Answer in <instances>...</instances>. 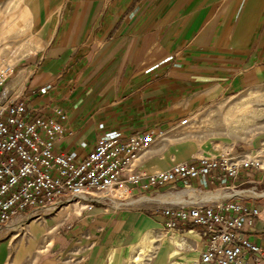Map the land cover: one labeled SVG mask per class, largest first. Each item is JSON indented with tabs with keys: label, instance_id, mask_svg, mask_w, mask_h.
Masks as SVG:
<instances>
[{
	"label": "crops",
	"instance_id": "obj_1",
	"mask_svg": "<svg viewBox=\"0 0 264 264\" xmlns=\"http://www.w3.org/2000/svg\"><path fill=\"white\" fill-rule=\"evenodd\" d=\"M20 4L36 41L7 88L25 98L29 112L64 113L56 153L82 159L99 137L159 130L163 136L138 153L131 170L153 173L225 154L258 156L261 166L240 169L228 189L206 178L148 191L124 184L119 203L110 189L89 209L52 208L38 220L20 214L0 226V264H194L204 248L198 229L169 230L147 206L227 198L258 207L245 234L264 248V137L226 140L204 129L205 112L264 86V0ZM42 87L44 92L29 94ZM184 118L187 124L179 125Z\"/></svg>",
	"mask_w": 264,
	"mask_h": 264
},
{
	"label": "built area",
	"instance_id": "obj_2",
	"mask_svg": "<svg viewBox=\"0 0 264 264\" xmlns=\"http://www.w3.org/2000/svg\"><path fill=\"white\" fill-rule=\"evenodd\" d=\"M11 71L8 66L0 67V226L20 214L27 220H38L52 208L75 204L89 209L102 202L107 191L124 188V184L148 191L174 184L189 187L206 178L228 189L240 169L261 166L258 156L225 154L193 158L153 173L131 170L138 153L163 136L159 130L125 139L99 137L82 159L56 153L53 144L62 131L64 113L57 109L52 117H46L27 111L25 98L7 88ZM187 122L184 118L179 125ZM156 211L165 218L164 227L169 230L185 226L198 229L204 248L194 264H264V248L245 234L259 215L256 205L227 198L212 204L164 206Z\"/></svg>",
	"mask_w": 264,
	"mask_h": 264
},
{
	"label": "rangeland",
	"instance_id": "obj_3",
	"mask_svg": "<svg viewBox=\"0 0 264 264\" xmlns=\"http://www.w3.org/2000/svg\"><path fill=\"white\" fill-rule=\"evenodd\" d=\"M35 41L20 0H0V67L8 66L11 72L19 68L34 50ZM204 127L210 137L223 136L226 140L264 137V86L244 91L228 101L218 103L204 113ZM115 188L118 187L113 189ZM113 189L112 194L120 198L118 203L122 202L125 192ZM135 200L131 202L139 203ZM147 207L156 211L161 205L150 204ZM25 223L27 221L22 224Z\"/></svg>",
	"mask_w": 264,
	"mask_h": 264
},
{
	"label": "bare ground",
	"instance_id": "obj_4",
	"mask_svg": "<svg viewBox=\"0 0 264 264\" xmlns=\"http://www.w3.org/2000/svg\"><path fill=\"white\" fill-rule=\"evenodd\" d=\"M113 189V188H112ZM115 189H120L121 190V192H126L125 190H124V188L123 187H118V188H115ZM115 189H113V190H115ZM123 193H118V194H123ZM149 200H151V199H149Z\"/></svg>",
	"mask_w": 264,
	"mask_h": 264
}]
</instances>
